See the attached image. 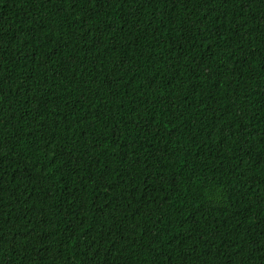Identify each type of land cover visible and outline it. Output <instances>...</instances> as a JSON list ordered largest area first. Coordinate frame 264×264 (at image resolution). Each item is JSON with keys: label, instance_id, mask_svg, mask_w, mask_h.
Instances as JSON below:
<instances>
[{"label": "trees", "instance_id": "16d2710c", "mask_svg": "<svg viewBox=\"0 0 264 264\" xmlns=\"http://www.w3.org/2000/svg\"><path fill=\"white\" fill-rule=\"evenodd\" d=\"M0 264H264V0H0Z\"/></svg>", "mask_w": 264, "mask_h": 264}]
</instances>
